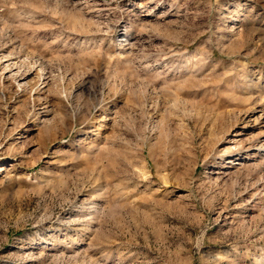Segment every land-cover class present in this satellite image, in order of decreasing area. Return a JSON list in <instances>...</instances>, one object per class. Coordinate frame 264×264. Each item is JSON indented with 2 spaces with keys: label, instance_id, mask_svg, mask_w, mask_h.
Instances as JSON below:
<instances>
[{
  "label": "rangeland",
  "instance_id": "374dc122",
  "mask_svg": "<svg viewBox=\"0 0 264 264\" xmlns=\"http://www.w3.org/2000/svg\"><path fill=\"white\" fill-rule=\"evenodd\" d=\"M0 264H264V0H0Z\"/></svg>",
  "mask_w": 264,
  "mask_h": 264
}]
</instances>
